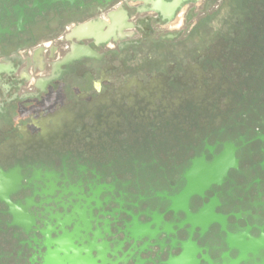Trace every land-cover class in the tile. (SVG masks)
<instances>
[{"label": "flooded vegetation", "instance_id": "1", "mask_svg": "<svg viewBox=\"0 0 264 264\" xmlns=\"http://www.w3.org/2000/svg\"><path fill=\"white\" fill-rule=\"evenodd\" d=\"M0 264H264V0H0Z\"/></svg>", "mask_w": 264, "mask_h": 264}, {"label": "water", "instance_id": "2", "mask_svg": "<svg viewBox=\"0 0 264 264\" xmlns=\"http://www.w3.org/2000/svg\"><path fill=\"white\" fill-rule=\"evenodd\" d=\"M3 74V72L0 71V75Z\"/></svg>", "mask_w": 264, "mask_h": 264}]
</instances>
